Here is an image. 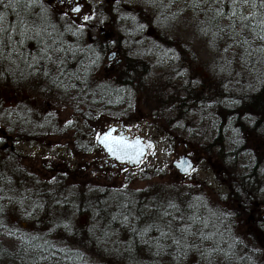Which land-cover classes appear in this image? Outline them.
<instances>
[{"label":"trees","instance_id":"obj_1","mask_svg":"<svg viewBox=\"0 0 264 264\" xmlns=\"http://www.w3.org/2000/svg\"><path fill=\"white\" fill-rule=\"evenodd\" d=\"M150 1H155L156 7L166 2ZM217 1L190 0L188 6L194 11L199 9L200 20L207 31L224 29L230 34L232 21H239L241 31L238 38L241 45L249 49L250 53L245 55H250L251 59L244 74L253 81V88L250 93L228 94L220 90L208 92L203 84L201 88L184 86L185 96L174 101L176 107H171L170 112L186 116L188 104H193L192 114H199L202 125L210 124L217 140L205 150L210 152L215 148L230 181H218L210 191L211 194L214 192L212 195L206 194L205 186L201 184L194 188L172 185L170 188L173 189H167L161 183L163 188L159 185L141 191L128 186L105 189L100 195L105 196L106 202L99 199L95 220L85 230L66 219V208H69L68 203L62 200L68 194L64 178L55 176L58 186L56 183L39 184L29 174L24 156L15 151L13 141L40 135L31 134L18 123L16 132L10 131L14 135L10 140L11 148L6 146L8 141L0 138V149L6 148L4 154L0 152V196L2 193L7 195L0 198V264H99L95 259L104 264L105 258L101 256L112 255L122 264H264V254L250 246L239 229L264 176V158L256 153L255 148L253 151L248 146L246 137V121L250 120L246 115L256 116L258 123L264 117V63L250 74L255 65L253 62L258 63L264 51L251 47L249 42L243 43L246 36L264 35L261 25L264 7H260L261 0H255L257 6L253 8L249 0L252 20H246L244 23L249 27L244 28L239 19L244 16L243 11L234 6L237 16L233 17L230 10L233 8L232 0H222L219 5ZM32 4L33 0H21L17 12L20 19L35 21V26L42 29L41 36L25 40L21 45L17 26V33H12L13 42L5 41L0 47V91L22 89L36 80L47 90L44 96H53L56 91L61 100H74L72 104L76 110L86 106L88 109L123 107L126 91L132 83L145 81L146 65L141 60H125L124 72L112 77L110 84L91 80L89 74L93 71L89 64L94 62L91 51L100 52L101 42L70 38L68 30L63 27L64 22L56 19L58 14L52 5L44 0H35V6ZM3 11L8 13L9 25L17 23L18 18L10 8L0 6V12ZM218 11L223 15H217ZM126 13L128 17L133 15V12ZM139 16L131 24L140 33L144 22ZM221 66L225 67V64ZM81 80L86 82V87L68 84V81L78 83ZM231 133L235 137L238 133L237 137H241L238 144L237 137L233 144L225 138ZM5 202L15 205L17 211H25L29 218L37 219L39 229L30 231L15 226L6 215ZM170 204H175L179 211L171 208ZM189 216H195L197 222L192 224ZM187 225L191 226L190 232L181 233L180 229Z\"/></svg>","mask_w":264,"mask_h":264},{"label":"rangeland","instance_id":"obj_2","mask_svg":"<svg viewBox=\"0 0 264 264\" xmlns=\"http://www.w3.org/2000/svg\"><path fill=\"white\" fill-rule=\"evenodd\" d=\"M44 1L50 6L53 5L56 9L58 8L57 5L60 4V0ZM98 1L100 0H84L83 2L94 6L97 5ZM119 1L121 3L120 6H122L119 10V16L121 15L122 20L114 24H108L107 21L104 35L107 36L112 32L120 33L123 38L120 55L123 58L125 57L128 62L141 60L148 68L145 81L137 82L135 80L128 88V91H126L127 97H125L126 102L123 107L100 108L97 106L96 108L88 109L86 106L81 110H76L72 104L73 98V101L61 100L56 91L53 96L51 94L44 96L47 90L40 87L36 80H32L22 89L14 90L9 88L0 91V125L6 129V115L8 114L17 115L20 112H41L45 110L50 112L58 111L65 121L73 116V112L82 111L94 114L89 118L90 129L88 131L93 135L84 138V142H88L90 145L85 152L77 148V145L80 147L82 145L75 142L76 135L72 129H69V132L62 136L52 134V128L44 130V132H49V134L42 138L40 143L38 142L37 148H39L41 154L31 151L33 145H31V141L26 140L22 143H14L15 151H18L21 157L24 156V165L26 164L29 174L39 184L55 185L56 183L58 186L59 183L55 179V172L42 169L46 167L44 160L40 159L42 155L48 160V158L56 154L58 149H61L63 157L65 158V154L67 156L66 164L73 161L78 164H81L82 161L85 163L88 161L89 170L93 171V173L82 181L73 178L68 181L65 180L64 183L62 182L68 193L62 199L68 203L69 209L66 208L65 212L66 219L77 226L83 227L85 230L91 227L92 222L95 220L99 199L106 202L105 196L100 195L105 189L113 190L128 186L134 190L141 191L159 187L161 183L163 186L168 187L167 189H173L170 188L172 185L181 186V188H194L201 184L200 186H205L204 192L212 195L214 192L211 194L210 191L218 181L229 182V177L226 175L227 173L219 160L215 148L210 152L205 150V148L211 147L217 141L214 139L215 133L214 130L211 131L210 124L202 125L199 122V114H192L194 111L193 104H188L186 116L185 114L177 116L175 112H170V108L176 107V104H173L175 103L174 101L185 96L184 86L197 87L195 82L198 83L197 88H201L203 84L204 89L208 92L220 90L228 94H236L239 91L250 93L253 88V81L244 74L251 59L250 55H245L250 53L249 49L241 45V41L238 38L240 35L239 31H241L239 21H232L236 26L230 34L225 32L224 29L219 32H211L207 31L205 24L200 20L202 15L199 9L194 11L188 6L190 5V0H172V3L170 0H166L161 7H156L155 1L152 2L150 0ZM217 2L219 5L222 0ZM237 6L238 11H243L244 16H247L249 21L252 20L250 18L252 10L249 2L244 3L241 0L240 3L235 5V7ZM230 10L232 14L234 7ZM126 12H133L132 21L134 19L137 21V16L140 15V19L145 24L143 32L146 33L151 28L154 34L152 38L158 45H154L151 48H146L141 44H136L134 47L131 45L132 48L126 45L127 41H124L125 34L133 30L134 27L125 18L129 16ZM259 37L258 34L257 36L249 35L246 36V39L249 38L248 42L251 47H259L264 51V40ZM85 41L87 42V39ZM148 42L149 39L147 42L142 43ZM228 61L230 63L226 67ZM253 63L255 65L250 70V74L252 71H256L258 65L264 63V56L259 57L258 63L256 61ZM222 64H225V67H222ZM219 67L221 68L219 69ZM123 68L121 66L120 71H117L116 77L124 72ZM238 73L242 75L240 76ZM113 76V73L106 72L102 67H98L89 74L91 80L109 84L113 81L111 79ZM26 96L27 99L25 98ZM247 99L249 98L247 97ZM31 101L34 102L35 109L30 108ZM246 116L250 118V120L246 121L248 146L253 151L255 148L256 153L263 159L264 117L258 123V121H255L256 116ZM119 120L129 124L137 135L153 140V149L146 154L144 160L137 166L118 164L117 167H110L105 161V164H107L106 169L98 171L97 164L103 163L106 155L95 144V138L107 125ZM168 137L174 138L173 141L170 142ZM236 137L235 134L231 133L225 138L230 144H233V142L236 143ZM70 138H74V140L69 142V145L67 144V152H65L64 149L66 148L62 146ZM240 140L241 137H237V144ZM183 141L186 142L187 147L189 146L185 153L195 162L189 176L186 178H182L177 171L170 168L173 158L184 153ZM34 147L36 146L34 145ZM5 151L6 148L3 151L0 149L1 154H4ZM32 155H35V157H31ZM60 166L64 167V164L59 162L55 167ZM236 171L240 172V169H236ZM236 171L234 170L235 174ZM216 174L221 176L218 177ZM261 179H263V182L259 184L260 186L257 189L255 188V197L251 201L249 211L243 216L239 229L244 233L246 242L264 254V176ZM5 197L7 195L4 196L3 193L0 196L2 199ZM3 204L5 205L7 217L11 218L15 226L19 225L23 229L30 231L39 229L37 219L29 218L26 216L25 211H17L18 209L15 205L10 206V202ZM91 252L93 253V250ZM101 257L105 258L102 261L104 264H122L113 255ZM95 261H97L96 263H101L98 259H95Z\"/></svg>","mask_w":264,"mask_h":264},{"label":"flooded vegetation","instance_id":"obj_3","mask_svg":"<svg viewBox=\"0 0 264 264\" xmlns=\"http://www.w3.org/2000/svg\"><path fill=\"white\" fill-rule=\"evenodd\" d=\"M83 1L84 0H60V4L57 5L58 7L57 9L56 7L52 5L53 6L52 8L58 14L56 19L60 21L62 20L64 22V26L63 25L62 26L65 27L66 30H68L69 35L71 36L70 38H73L76 40L87 39L88 42L99 40L102 44L101 51L100 52L98 51L96 53H94V51H91V55L93 56L91 57V59L94 62L93 64H89V67L92 69L91 71L97 69L98 67H102L103 70H105L108 73H113L114 76L116 77L115 74L117 73V71H120L121 66H123L124 68L126 67V64L124 63L126 59L125 57L123 58L120 55V47L123 46V43H122L123 38L120 33L112 32L111 34H108L107 36H105L104 33H105L107 21H108V24L110 23L114 24L122 20V17H120L121 15L119 16V10L122 7L120 6L121 3L119 0H100L98 1L97 5L90 6L89 3H84ZM75 7H79L81 11L73 12L72 9ZM84 16H89L91 17V19L85 22L83 19ZM125 18L128 19V22L130 23L135 21V19L132 21L133 19L132 16L125 17ZM144 25L145 24L141 25L142 30H144V27H145ZM134 29L135 27H133V30H130L129 33L125 34L126 37L124 38V41L125 42L127 41L126 43L127 46L132 48L136 44H141V45H144L146 48H151L154 45H158L152 38L154 34L151 28L148 29L146 33H144L143 31L139 33L137 32L136 29L135 30ZM148 39H149L148 43H142V42H147ZM139 41H142V42H139ZM75 83L81 84L83 86L86 84L84 80H81L78 83L75 81H71V82L68 81V84L70 85H74ZM195 85L198 87V83L195 82ZM84 87H86V85ZM25 98L27 99V96ZM30 105H31L30 108L35 109L33 101L30 102ZM72 114L73 116L66 119L67 121H65L62 118L61 114L58 111H51V112L50 111H41V112L33 111V112H28V113L20 112V114L18 113L17 115L8 114L6 115L7 129L4 127H1L2 129L0 130V138H3L6 141H8L6 146L7 147L10 146L11 148L12 144L10 140L13 138L14 135L10 133V131L16 132V129L18 128V123H19V126L21 128L25 130H29L31 134L38 133L40 136L36 138H33L32 136L28 138L26 137L20 138V139L14 140L13 142L22 143L23 141H26V140L31 141L30 142L31 145L33 144L31 151L38 152L37 154H39L41 151L39 150V148H37V146L42 141V138H44L47 134H49V132H44V130L52 128L51 129L53 130L52 134H57V135L62 136V135L67 134L69 132V129H72L74 134L76 135L75 142L77 144L82 145L81 147L77 145V148L85 152L88 146L90 145L88 144V142H84L85 140L84 138L86 136L93 135V134H90L88 131L90 129L89 118L90 116L92 117L94 114H88L84 112L83 113L73 112ZM13 126L15 127V129ZM111 126L117 127L114 130L115 132L114 134L124 135L127 139H132L135 136H139L137 135L136 131L132 130L131 126L127 123H124L123 120L112 122L111 124L107 125L105 129ZM105 129L103 131H105ZM18 130L20 131V129ZM96 138H95V143H96ZM168 138L170 142H172L174 139L171 137H168ZM73 140L74 138L68 139L66 141V144L62 146L66 148L64 149L65 152H67V147H66L67 144L69 145L70 144L69 142L71 141L73 142ZM34 145L36 147H34ZM183 145H184V153L174 157L172 160V163L183 154H186L188 157H190L187 153H185L188 150L189 146L187 147V144L184 141H183ZM99 149L101 148L99 147ZM61 152L62 150L58 149L56 154L52 155L53 157L48 158V160H46V157H44L43 155L40 156L41 157L40 159L42 161L44 160V163H46L45 164L46 167H43L42 169H44V171L55 172L56 175H59L60 178H64V180H67V181L73 178L74 179L76 178L78 181H82L86 177H88V175L93 173V171L89 170L88 161H86V163L82 161L81 164H78L76 161L66 164L67 156L65 154L64 155L65 158H64ZM31 157L34 158L35 155H32ZM105 157H107V155ZM105 157H104L103 163L97 164L98 171L101 169H106L107 164H105V161L106 163H108L110 167H117L118 164H116V162L113 159L109 157L107 158ZM59 162L64 164V167H61V166L55 167L57 163ZM172 163L170 165V168H172V170L177 171V169L173 167ZM193 163L195 162L193 161Z\"/></svg>","mask_w":264,"mask_h":264},{"label":"snow or ice","instance_id":"obj_4","mask_svg":"<svg viewBox=\"0 0 264 264\" xmlns=\"http://www.w3.org/2000/svg\"><path fill=\"white\" fill-rule=\"evenodd\" d=\"M21 2V0H8V3H5V0H0V6H3L4 9H11L13 13L16 14L17 16V23L16 24H11L9 25L8 23V13L6 11L0 12V47H3L5 44V41L12 43L13 42V36L12 33H17V26L19 27L18 35L20 36L19 43L23 45L25 43V40H33L37 39L41 36L42 29L39 26H35V21H26L24 19L19 18V12H17V6ZM241 0H232L233 7L237 4L240 3ZM244 3H248L249 0H243ZM252 7L255 8L256 2L255 0H251ZM31 6H35V0H33V4ZM42 7V6H41ZM260 7H264V0H261ZM73 12H80L81 9L79 7H75L72 9ZM217 15H223L221 12H217ZM233 17L237 16V12L233 10L232 14ZM84 21L87 22L91 19L89 16H84L83 17ZM241 21V26L244 28H248V24L244 23L246 20H248V17L245 16H240L239 17ZM262 25V30H264V21L261 22ZM235 23L232 24L233 31L235 29ZM29 33H32L29 35ZM50 35V34H49ZM233 38H235L233 36ZM260 39L264 40V35L259 37ZM39 43V40H37ZM243 43H248L246 39H244ZM45 53L47 52V49H44ZM58 51H63V49H58ZM51 59V57H48ZM46 74V73H45ZM111 133H108L103 140H101V143L105 145V147L108 148V151L115 155L117 159H123V155H130L129 153V148H131V151L136 153V155H139V152L136 151L134 146H127L124 141L122 140H116V139H111ZM99 139V137H98ZM139 142L137 141V144ZM119 153V154H118ZM131 158V156H130ZM171 208L176 209L179 211L177 206L175 204H170L169 205ZM191 207V205H190ZM168 213L166 212L165 215ZM175 219V217H174ZM180 219H183L181 217ZM188 220L192 222V224H195L197 222V218L195 216H189ZM190 225H187L183 228L180 229L181 233H188L190 232ZM179 243V241H177Z\"/></svg>","mask_w":264,"mask_h":264},{"label":"water","instance_id":"obj_5","mask_svg":"<svg viewBox=\"0 0 264 264\" xmlns=\"http://www.w3.org/2000/svg\"><path fill=\"white\" fill-rule=\"evenodd\" d=\"M116 128H117L116 126H111L105 129V131L101 132L97 136L95 144H97L109 158L113 159L116 162V164H122V165H128V166L139 165V162L143 160L145 155L149 153L150 151H152L153 146H154V141L151 139L141 137V136H135L132 139H127L124 135L114 134L115 133L114 130ZM108 133H111L110 140L111 139L122 140L125 142L127 146H134L136 151L139 152V155L137 156L136 153L132 152L131 148H129L130 155H123V159H117V157L111 154L108 151V148L105 147L103 143H101V140H103V138ZM137 141L139 142L138 144H137ZM172 165L173 167L177 169L178 173L182 176V178H186L189 176V173L191 172L194 166V163L190 157H188L186 154H183L178 159H176L172 163Z\"/></svg>","mask_w":264,"mask_h":264}]
</instances>
